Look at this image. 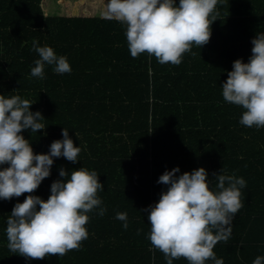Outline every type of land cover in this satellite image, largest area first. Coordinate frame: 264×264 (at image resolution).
<instances>
[{"label": "trees", "instance_id": "1", "mask_svg": "<svg viewBox=\"0 0 264 264\" xmlns=\"http://www.w3.org/2000/svg\"><path fill=\"white\" fill-rule=\"evenodd\" d=\"M103 6L104 0H0V94L20 95L44 116V129L22 130L35 153L48 152L64 127L81 148L75 163L54 158L51 175L32 194L46 200L61 167L84 166L104 184L97 194L106 208L103 216L88 213L80 248L32 259L10 251L5 232L14 204L29 193L0 199V264H167L148 239L142 210L165 188L159 176L176 166L181 173L204 167L212 188L221 169L246 180L231 237L213 250L224 264H252L264 255V127L240 124L244 109L225 101L221 86L234 60L248 62L253 37L264 31V0H221L209 42L193 43L179 65L147 52L131 56L125 26L103 18ZM33 40L66 56L71 72L46 64L43 79L31 76L39 58ZM117 212L127 213V228ZM173 264L189 262L180 257Z\"/></svg>", "mask_w": 264, "mask_h": 264}, {"label": "clouds", "instance_id": "2", "mask_svg": "<svg viewBox=\"0 0 264 264\" xmlns=\"http://www.w3.org/2000/svg\"><path fill=\"white\" fill-rule=\"evenodd\" d=\"M221 0H104L101 16L125 26V37L131 56L147 52L161 64L179 65L193 43L200 48L211 37L210 25ZM252 54L248 62L233 61L232 69L222 84L225 101L241 106L244 111L239 123L248 127H264V31L251 41ZM39 58L34 61L31 76L44 78L45 65H53L56 73L71 72L64 55L53 47L32 42ZM32 102L20 95L0 94V199L29 193L23 202L17 201L6 220L8 248L26 258H45L50 254L65 255L78 249L89 233L88 213L98 209L106 212L98 190H104L95 170L79 167L71 171L61 167L51 183L45 200L32 194L51 175L54 158L64 157L73 163L80 161L81 148L74 144L67 128L62 139L54 140L46 153H35L22 130L44 129L42 113L33 112ZM7 165V166H5ZM180 173V174H178ZM216 184L204 167L181 173L179 166L165 171L157 183L165 185L159 199L142 211L151 225L148 239L165 254L167 264L184 257L189 264H224L214 247L231 237L232 221L243 207L241 189L246 180L235 174L213 173ZM116 218L128 227L126 212ZM252 264H264V255H257Z\"/></svg>", "mask_w": 264, "mask_h": 264}]
</instances>
